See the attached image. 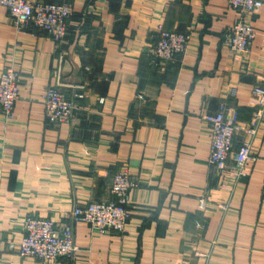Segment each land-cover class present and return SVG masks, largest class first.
Returning a JSON list of instances; mask_svg holds the SVG:
<instances>
[{
    "label": "crops",
    "instance_id": "1",
    "mask_svg": "<svg viewBox=\"0 0 264 264\" xmlns=\"http://www.w3.org/2000/svg\"><path fill=\"white\" fill-rule=\"evenodd\" d=\"M34 1L68 3L73 13L57 41L36 27L19 31L0 5V74L17 70L22 88L13 118L0 107V264H44L8 248L24 235L22 219L62 225L80 205L116 201L122 170L139 181L125 230L74 224L80 250L67 264H264V99L253 93L264 87V0L249 16L251 53L238 61L227 42L239 13L228 0ZM160 28L191 34L185 56L158 63ZM57 83L71 98L84 94L63 125L44 110ZM223 104L243 128L258 120L253 137L236 135L229 157L231 165L251 142L257 161L243 178L209 161L205 117Z\"/></svg>",
    "mask_w": 264,
    "mask_h": 264
},
{
    "label": "built area",
    "instance_id": "2",
    "mask_svg": "<svg viewBox=\"0 0 264 264\" xmlns=\"http://www.w3.org/2000/svg\"><path fill=\"white\" fill-rule=\"evenodd\" d=\"M233 9L239 13V18L230 28L228 47L234 60L238 61L251 53L257 36L249 16L258 14L263 9L262 0H228ZM0 5L11 11L15 26L19 31L30 27L42 29L57 41L66 39L69 20L73 8L68 3L34 1V0H0ZM159 39L153 47V53L159 64H168L185 56L191 40L188 32L158 30ZM20 73L9 68L0 74V107L2 114L13 118L16 102L20 99ZM61 84L49 86L44 93V110L47 120L54 125H63L73 119L76 99L84 98V94L69 97L61 88ZM254 95L264 99V87L256 85ZM141 97V96H140ZM142 98V97H141ZM104 103L105 99H101ZM211 128V150L209 161L220 173L243 178L249 175L252 164L257 161L252 151V144L245 140L235 154L230 165L229 157L236 135L245 131L249 136L257 132V121L250 127L243 128L226 104L221 105L218 114L205 117ZM112 184L116 201H93L80 205L72 212V222L58 225L52 218L28 216L22 219L24 235L21 239H8L10 251L23 259L35 258L44 264H67L65 260L73 259L80 250L76 243L74 224L88 225L95 233H122L130 218L128 208L129 195L132 189L139 185L137 178L127 170L116 173ZM206 199L201 200L199 207L205 210ZM223 207V206H222ZM197 253L196 255H199Z\"/></svg>",
    "mask_w": 264,
    "mask_h": 264
}]
</instances>
